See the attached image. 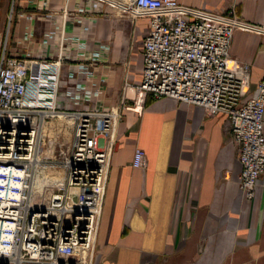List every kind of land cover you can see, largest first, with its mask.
I'll return each mask as SVG.
<instances>
[{"label": "crops", "instance_id": "0c3cea01", "mask_svg": "<svg viewBox=\"0 0 264 264\" xmlns=\"http://www.w3.org/2000/svg\"><path fill=\"white\" fill-rule=\"evenodd\" d=\"M130 0H0V51L54 60L57 101L116 106L124 79L137 84L148 17L130 18ZM235 14L228 52L249 66L248 89L264 76V0H176ZM128 95H132L128 89ZM264 137V106L262 113ZM140 147L145 164L131 166ZM240 164L225 115L170 97L122 110L95 237L92 264H264V171L251 199L238 188ZM98 262V263H97Z\"/></svg>", "mask_w": 264, "mask_h": 264}, {"label": "built area", "instance_id": "2783aa9c", "mask_svg": "<svg viewBox=\"0 0 264 264\" xmlns=\"http://www.w3.org/2000/svg\"><path fill=\"white\" fill-rule=\"evenodd\" d=\"M123 6L128 17H148L149 24L139 82L124 79L116 106L66 109L57 101L60 53L51 60L0 51V264H92L120 112L140 113L147 97L223 113L240 164L238 188L244 199L253 196L264 171V76L249 90V66L228 52L232 31L252 27L232 8L214 14L176 0ZM60 115L71 120L69 139L56 152L63 176L45 197L34 196L32 175L44 162L42 127ZM144 164V152L135 146L131 166Z\"/></svg>", "mask_w": 264, "mask_h": 264}, {"label": "rangeland", "instance_id": "374dc122", "mask_svg": "<svg viewBox=\"0 0 264 264\" xmlns=\"http://www.w3.org/2000/svg\"><path fill=\"white\" fill-rule=\"evenodd\" d=\"M59 119L60 118L47 119L46 123L43 124V127H42L44 129V127L47 126L46 129L43 130L44 135L41 141L42 142V152L40 153V156H39L41 160H43L44 162L39 163L38 168L33 172V175H32V180H33V177L36 178L40 176L42 178L43 174L47 176L46 178H42L41 182L38 184L40 185L42 181L48 180V182H46L48 186L41 187V190H44L47 188L50 191V189H52V187L50 186L58 185L60 183V181H57L52 176L56 174V171L62 170L61 165L56 163V159L58 158L56 155V152L66 145L69 139V129L68 128L66 129V126H60V127L58 126V128L54 129L55 128L54 126L56 124L55 122ZM61 128H64L63 129L64 132L61 131ZM62 175H63V170H62ZM32 184H34V182ZM33 188L34 187L32 186V190ZM96 256L97 255L94 252L93 257L95 258ZM97 260L99 261L98 256H97Z\"/></svg>", "mask_w": 264, "mask_h": 264}, {"label": "bare ground", "instance_id": "6f19581e", "mask_svg": "<svg viewBox=\"0 0 264 264\" xmlns=\"http://www.w3.org/2000/svg\"><path fill=\"white\" fill-rule=\"evenodd\" d=\"M131 2V0L129 1V2H127V3H130ZM123 7L124 6H121V10H123ZM57 118H60L59 120H57L55 123V128L54 129H56V128H58V126L60 127V126H66V129H67V127H70V124H71V120H70V118L69 117H66V116H63V115H60V116H58ZM56 118V119H57ZM55 121V120H54ZM47 127V126H46ZM46 127H44V129H46ZM49 127H50V125H49ZM48 127V128H49ZM43 129V130H44ZM64 128H61V131H63L64 132V130H63ZM69 129V128H68ZM52 130V129H51ZM34 161H37V160H34ZM62 170H60V171H56V174L54 175V176H52V177H54L57 181H60L61 180V178H62ZM40 176H38V177H36V178H34L33 177V180L31 179V181H32V183L34 182V184H33V195L34 196H42V197H45L47 194H48V192H49V189H44V190H39V183L41 182V179L42 178H46L47 176L46 175H44L43 174V176H42V178L40 177ZM54 179V180H55Z\"/></svg>", "mask_w": 264, "mask_h": 264}]
</instances>
